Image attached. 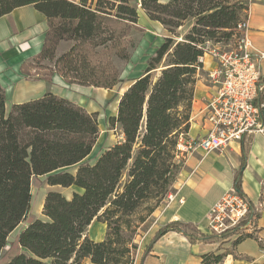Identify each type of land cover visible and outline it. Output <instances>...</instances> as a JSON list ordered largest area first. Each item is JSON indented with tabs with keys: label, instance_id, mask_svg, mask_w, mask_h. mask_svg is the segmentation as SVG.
I'll return each instance as SVG.
<instances>
[{
	"label": "trees",
	"instance_id": "16d2710c",
	"mask_svg": "<svg viewBox=\"0 0 264 264\" xmlns=\"http://www.w3.org/2000/svg\"><path fill=\"white\" fill-rule=\"evenodd\" d=\"M32 5L45 14L48 28L41 50L21 64L31 80L51 81L54 74L66 82L112 89L121 81L115 59L128 62L139 25L138 5L153 21L176 34L194 19L181 40L165 36L119 98L111 128L121 139L105 148L94 161H85L100 133L96 112L51 91L14 103L7 111L0 83V264H136L134 250L139 228L165 201L182 169L177 145L188 134L196 84L204 62L205 45L234 40L239 22L247 19L244 0H0V17ZM70 46L58 53L61 42ZM168 62L160 67L164 58ZM158 71L157 74H153ZM234 186L242 191V169ZM76 166V170L63 169ZM48 175L51 185L74 186L71 196L51 190L44 198V218L29 219L8 245L10 233L26 218L31 206V178ZM256 219L260 213H256ZM105 223V237L89 235L94 221ZM254 223V225H256ZM239 235L234 243L251 237ZM168 231L183 233L190 242H216L234 230L206 233L196 224L171 220L159 227L145 248ZM235 245V246H236ZM228 252L202 255L206 264L221 263ZM235 257L238 255L231 252ZM143 264V263H141Z\"/></svg>",
	"mask_w": 264,
	"mask_h": 264
},
{
	"label": "crops",
	"instance_id": "0c3cea01",
	"mask_svg": "<svg viewBox=\"0 0 264 264\" xmlns=\"http://www.w3.org/2000/svg\"><path fill=\"white\" fill-rule=\"evenodd\" d=\"M247 22L253 45L264 52V0H249ZM47 28L45 14L32 5L17 7L0 17V83L5 89L7 105L39 98L48 91L73 99L65 88L79 85L66 82L61 75L54 74L51 81L31 80L21 71V64L41 50ZM208 57L204 62L206 75L200 76L196 84L191 126L187 134L190 137L205 135V107L218 89V84L207 75L208 70L215 65L212 58ZM243 147L247 148V153L240 184L242 191L259 208L260 216L256 219L255 228L256 234L264 239V133L248 134L241 141L233 142L225 151H213L205 156L197 151L189 155L174 184L176 197L171 202L165 200L161 203L151 216L156 222L154 227L158 229L168 221L180 219L196 224L207 232L206 217L211 205L235 188L234 181L242 164ZM235 235L216 242L192 243L183 233L168 231L154 243L142 263L206 264L202 260L203 254L226 251L228 253L224 260L218 264H264V249L254 238L248 237L238 243L234 250H229V240L234 239ZM231 252L238 256L235 257ZM82 264L94 263L86 258Z\"/></svg>",
	"mask_w": 264,
	"mask_h": 264
},
{
	"label": "built area",
	"instance_id": "2783aa9c",
	"mask_svg": "<svg viewBox=\"0 0 264 264\" xmlns=\"http://www.w3.org/2000/svg\"><path fill=\"white\" fill-rule=\"evenodd\" d=\"M247 19L237 25L234 40L228 43L205 45V55L215 62L208 70V77L218 84L215 94L208 100L206 110L207 131L201 137L181 134L177 148L180 160L200 151L203 156L213 151H225L233 142L241 141L251 133H264V92L262 62L264 52L253 45L248 35ZM170 192L165 200L176 197ZM256 206L232 188L217 199L207 214L208 233L227 230H248L256 218ZM252 223V224H251Z\"/></svg>",
	"mask_w": 264,
	"mask_h": 264
},
{
	"label": "rangeland",
	"instance_id": "374dc122",
	"mask_svg": "<svg viewBox=\"0 0 264 264\" xmlns=\"http://www.w3.org/2000/svg\"><path fill=\"white\" fill-rule=\"evenodd\" d=\"M244 1L249 3V0ZM131 3L136 4V0H131ZM138 13V23L144 29L143 31L132 32L131 36L134 47L131 51V58L128 62L115 59L116 64L121 70V81L112 89L86 87L82 85H71L68 88H65L67 89L68 95L73 98V101L81 104L88 111L97 113L100 133L92 152L89 156H87L85 161H94L96 156H98L105 148L115 143L117 140L121 139L119 130L117 128H111L109 118L110 116L117 114L120 96L122 95L124 90L129 86V84L133 81V79H135L144 72L149 57L154 54L156 48L163 42L164 37L172 36L177 40H181L194 23V19L190 18L186 20L180 28L177 29L176 34H172L161 23L151 20L145 14L144 10L140 7V5H138ZM69 46V42H61L58 48V53H62L63 51L68 49ZM208 58L211 59V57ZM167 62L168 59L165 57L160 63V67L165 65ZM157 72L158 71H154L153 74H157ZM205 75V72L202 71L199 77H205ZM261 99H264V92L261 95ZM6 107L7 111H9L11 106L10 104L7 105V101ZM63 169H68L74 172L76 170V166H71ZM47 176L48 175H39L33 176L31 178L32 196L30 209L27 213L26 218L23 219L22 222L10 233L8 237V245L4 250H8L10 244L15 240L17 234L26 226L29 219L44 218L43 204L47 192L51 190H58L66 196H71L72 192H74V186L63 187L61 185L49 184L47 181ZM174 192L176 191L174 190ZM255 208L257 210L256 213L259 212V208ZM155 223L156 222H154V220L150 216L143 224H141L139 228V233L136 235L135 238V242L137 243V248L134 250L136 264H141L142 261H144V258L146 257V255L143 257L145 248L150 242L153 234L157 230L154 227ZM252 223L251 227H249L248 230L237 232L235 238L229 240V250L235 249L236 244L234 243V241L239 235H241L242 233L245 234V232H254L253 228L255 227V222ZM106 230L107 226L105 223L98 222L95 220L89 227L88 232L91 238L95 240H101L105 237ZM206 233H208V231ZM262 241L264 246V239H262Z\"/></svg>",
	"mask_w": 264,
	"mask_h": 264
},
{
	"label": "water",
	"instance_id": "95a60500",
	"mask_svg": "<svg viewBox=\"0 0 264 264\" xmlns=\"http://www.w3.org/2000/svg\"><path fill=\"white\" fill-rule=\"evenodd\" d=\"M262 113H263V117H264V110L262 111Z\"/></svg>",
	"mask_w": 264,
	"mask_h": 264
}]
</instances>
